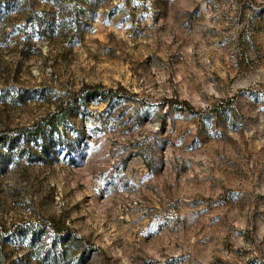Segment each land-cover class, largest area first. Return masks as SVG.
I'll use <instances>...</instances> for the list:
<instances>
[{
  "label": "rangeland",
  "instance_id": "374dc122",
  "mask_svg": "<svg viewBox=\"0 0 264 264\" xmlns=\"http://www.w3.org/2000/svg\"><path fill=\"white\" fill-rule=\"evenodd\" d=\"M95 84L0 154V264H264V0H0V134Z\"/></svg>",
  "mask_w": 264,
  "mask_h": 264
},
{
  "label": "trees",
  "instance_id": "16d2710c",
  "mask_svg": "<svg viewBox=\"0 0 264 264\" xmlns=\"http://www.w3.org/2000/svg\"><path fill=\"white\" fill-rule=\"evenodd\" d=\"M118 96H120L119 89L109 88L102 84L83 85L70 98L62 101L53 112L35 122L33 125L2 132L0 134V154L2 155V151L4 150H7L4 153H10L12 147L19 144L22 139H27L28 141H31V143H36L38 151L47 154L50 150V145L47 143L54 134L59 141L65 140V143L68 145L70 140V138H67L69 119L73 111L83 100L95 97L113 99ZM168 101L173 102V100ZM79 136L81 138L83 133ZM4 155V157L7 158L8 155ZM2 163H4V161H2ZM43 230L44 227L28 230L27 232L30 231L28 233L30 236L28 237L30 243L38 241ZM53 230L58 241L61 243L57 249L59 252L57 255L54 254V258L58 256L62 258H70L71 253L79 248H83V253L88 252L89 255L93 254L95 251H99L96 246L86 242L84 238L78 236L69 227L54 224Z\"/></svg>",
  "mask_w": 264,
  "mask_h": 264
}]
</instances>
